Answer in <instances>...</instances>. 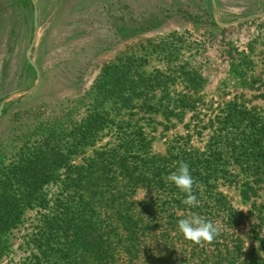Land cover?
Wrapping results in <instances>:
<instances>
[{"label":"rangeland","instance_id":"1","mask_svg":"<svg viewBox=\"0 0 264 264\" xmlns=\"http://www.w3.org/2000/svg\"><path fill=\"white\" fill-rule=\"evenodd\" d=\"M30 1L26 6V0H0V105L5 101L0 111V177H12L6 182L14 183L17 197L32 181L31 148L47 134L68 139L72 127L81 123L99 130L94 144L71 156L75 164L83 163L96 149L120 142L138 125L149 134L157 154L203 151L215 131L205 127L212 99L236 94L239 101L264 109V15L225 27L215 21L212 0H36V29L35 5ZM216 3L222 22L264 11V0ZM36 32L31 58L38 71L27 57ZM165 46L168 50L162 51ZM228 58L231 63H224ZM112 64H126L134 79L140 73H177L166 91L151 85L141 98L132 95L138 105L120 107L109 97L98 105L95 85L103 69ZM183 68L204 73L206 82L199 91L182 74ZM224 69L229 76L220 74ZM184 95L195 99V109L175 107ZM93 115L101 123L93 125ZM65 171L60 168L55 180L42 187L47 199L61 193ZM221 182L219 189L246 214L237 233L246 247H257L253 230L264 236V221L254 202L264 203V186L257 196L245 200L242 185ZM152 195L153 191L138 188L133 198L150 200ZM52 210V202L49 207L23 206L20 220L2 236L0 264L34 260L42 215Z\"/></svg>","mask_w":264,"mask_h":264},{"label":"trees","instance_id":"2","mask_svg":"<svg viewBox=\"0 0 264 264\" xmlns=\"http://www.w3.org/2000/svg\"><path fill=\"white\" fill-rule=\"evenodd\" d=\"M176 73H140L134 79L126 64L107 66L95 85L98 105L108 97L120 107L138 105L132 95L141 98L151 85L166 91ZM182 74L202 83L198 71L183 68ZM178 101L175 107H196L192 96ZM210 115L205 127L215 131L203 151L157 154L138 125L120 142L75 164L71 156L94 144L99 130L81 123L72 127L68 139L47 134L31 148L32 183L20 196L13 194L14 183L6 182L11 176L0 177V255L2 236L20 220L23 206L49 207L52 202V213L42 215L37 254L29 264H264V236L254 229L259 245L246 247L236 231L246 214L219 189L221 181L240 184L242 197L251 200L263 188L264 109L232 100ZM98 122L99 116L93 118V125ZM60 168L66 170L62 191L47 199L42 187L55 180ZM138 188L154 195L138 201L133 198ZM254 205L264 221V203Z\"/></svg>","mask_w":264,"mask_h":264},{"label":"water","instance_id":"3","mask_svg":"<svg viewBox=\"0 0 264 264\" xmlns=\"http://www.w3.org/2000/svg\"><path fill=\"white\" fill-rule=\"evenodd\" d=\"M32 1L34 2V5H35V26H36V29H37V26H38V8H37L36 0H32ZM212 4H213V8H214V18H215L216 23L221 25V26H225V27L236 25V24H239L241 22L250 20L252 18L264 15V11H263L261 13H256V14H253V15H249V16H246V17H243V18H239L237 20L230 21V22H222L217 16V3H216V0H212ZM36 37H37V32H36V34L34 36L33 43L31 44V46L29 47V49L27 51V57H28L29 62L38 71L37 65L35 64L34 60L31 58V50H32L33 45L35 43ZM38 77H39V72H38ZM4 105H5V101L0 105V111H2V109L4 108Z\"/></svg>","mask_w":264,"mask_h":264},{"label":"crops","instance_id":"4","mask_svg":"<svg viewBox=\"0 0 264 264\" xmlns=\"http://www.w3.org/2000/svg\"><path fill=\"white\" fill-rule=\"evenodd\" d=\"M232 59V58H231ZM227 61H230V63H231V60L228 58L227 60H225L224 61V63H228ZM226 64H223L222 66H225ZM219 67H221V66H219ZM227 67V66H226ZM222 69V68H221ZM198 72H199V74H200V76H202L203 77V79H202V83H195V88H196V90L198 89V91L200 90L199 88H201L204 84H205V82H206V78H205V76H204V73L203 72H200L199 70H198ZM220 72V74L222 73L225 77H227V76H229L228 74H225V69H224V71H219ZM224 79V78H223ZM218 82H219V80H218ZM217 87V86H216ZM230 95V94H229ZM232 95V96H231ZM230 95V98H227V99H223V100H213L212 99V102L213 103H215L216 101V107H218V106H220V107H222V106H224V104H226L227 102H229V101H232V100H239V98H238V96L236 95V94H231ZM213 103H212V105H211V107H212V113H213V110H217V108L216 107H214V105H213ZM183 111H185V109H191V110H193V109H195V108H181ZM211 116V115H210ZM210 116H209V118H210ZM209 118H207L208 120H209ZM208 129L209 130H213V127H208Z\"/></svg>","mask_w":264,"mask_h":264}]
</instances>
